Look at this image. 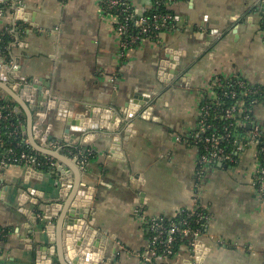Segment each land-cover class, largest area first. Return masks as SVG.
Returning <instances> with one entry per match:
<instances>
[{"label": "crops", "instance_id": "1", "mask_svg": "<svg viewBox=\"0 0 264 264\" xmlns=\"http://www.w3.org/2000/svg\"><path fill=\"white\" fill-rule=\"evenodd\" d=\"M125 1L138 16L162 4L173 13L174 25L158 41L125 49L107 0L0 1V33L17 26L9 61L0 59V68L12 61L23 78L49 84L56 108L45 116L32 112L33 136L64 158L52 157L54 172L0 168V264H36L40 248L52 264H60L59 169L66 180L77 178L86 185L82 190L92 192L86 210L102 234L105 264H145L139 254L149 245L146 222L197 207L210 216L201 238L204 264H264V195L254 182L253 150H242L236 166L202 167L192 142L215 78L264 87V0ZM12 70L10 65L6 85L14 84ZM138 94L150 96L149 102L119 131H92L76 147L64 139L69 114L87 116L101 107L120 116ZM7 96L2 90L0 99ZM9 102L31 146L26 110ZM253 114L264 130V105ZM79 147L94 152L84 167L68 151ZM193 252L184 242L173 258L155 264H194Z\"/></svg>", "mask_w": 264, "mask_h": 264}, {"label": "built area", "instance_id": "2", "mask_svg": "<svg viewBox=\"0 0 264 264\" xmlns=\"http://www.w3.org/2000/svg\"><path fill=\"white\" fill-rule=\"evenodd\" d=\"M106 9L117 18L116 30L122 38V46L127 49L140 44L143 40L158 41L159 34L169 30L174 21L170 14L154 9L150 16H138L125 0H107ZM17 26L8 29L15 33ZM11 46H7L8 50ZM0 49V59H6ZM13 70L18 66L9 62ZM1 72V71H0ZM239 95L252 98L250 107L264 105V87L252 86L241 78H215L212 81L211 97L202 105L197 130L193 134L192 142L200 149V164L202 167L221 163L235 162L233 153L227 148L237 150H253L257 162L254 182L258 191L264 195V130L255 118L249 114L250 109L233 104L220 109L222 100H235ZM9 111V113H8ZM14 112L10 106L0 103V147L6 144V138L13 139L20 136V125L11 123ZM217 120L225 121L218 125ZM25 145H30L27 140ZM19 146V144H18ZM33 149V148H32ZM202 149V150H201ZM36 150L17 153L14 148L1 154L0 168L9 166H25L36 170L48 166L50 172L57 167L56 161ZM70 155L78 160L80 166H85L94 152L92 149L68 150ZM78 151V152H76ZM260 156V159L258 158ZM138 213V212H137ZM185 214L178 222H165V217H155L146 222L149 245L146 251L139 254L145 264H155L159 259L169 260L175 254V247L179 241L187 240L195 251L197 242L205 234L210 222V216L202 207L192 210H182L173 218ZM203 226V229L201 227Z\"/></svg>", "mask_w": 264, "mask_h": 264}, {"label": "water", "instance_id": "3", "mask_svg": "<svg viewBox=\"0 0 264 264\" xmlns=\"http://www.w3.org/2000/svg\"><path fill=\"white\" fill-rule=\"evenodd\" d=\"M6 1V0H0ZM264 11V8H263ZM169 61H176V58H172ZM10 65L6 64L1 66V76H0V98L2 96V90L8 93L7 97H4L5 101L9 102L13 99L16 103L26 110L27 114V127L25 128V134L30 137L31 146L38 152L48 155L59 160H63V153H58L55 150L47 148L46 145H41L36 142L33 136V122L34 117L32 112L40 111V115L45 116L46 110H53L56 108V101L51 98L50 94L47 92L49 84L43 79H31L23 78L19 70H12L14 84L6 85L8 78L6 72L9 70ZM164 74L160 73V76ZM144 94H138L134 96L131 100V105L125 106V111L120 110V116L115 112V110L105 109V108H93L89 110L87 116L81 115L80 117L67 118L65 120L68 122L65 129V140L67 143L76 147L80 141L81 136L88 137L91 135L92 131H104L116 132L119 131L121 124L131 121L137 113L141 112V109L149 102L150 96H143ZM59 110L60 107H58ZM19 112V108L15 109ZM68 115V114H67ZM44 116H41L43 120ZM140 117L142 119L147 118L146 112H143ZM74 119V120H72ZM113 120V122H112ZM71 132L80 134L78 140L74 136H70ZM70 138V139H69ZM114 142L118 143L119 138H114ZM116 149V146L113 150ZM65 154V153H64ZM75 164H78V160L74 159ZM218 166H225L224 163H217ZM61 173L60 180V201H63L61 212L58 215L57 222V235H56V251L59 256L60 264H105L104 254L100 250L102 244V234L95 230L90 222L92 218L87 212V207L89 206V201L92 200L91 191L87 193L82 190L86 185L80 182L77 178L75 183L66 180L65 173L62 169H59ZM65 178V179H64ZM54 208V207H53ZM56 216V215H54ZM65 216V217H63ZM206 247L202 242H197L195 246V251L193 255L195 257L194 264H204V256L207 254L205 252ZM44 248H40L37 252L36 264H52V260H48L47 253H45ZM73 257L72 261L69 259ZM65 261V262H64ZM188 264H193L192 262H187Z\"/></svg>", "mask_w": 264, "mask_h": 264}, {"label": "trees", "instance_id": "4", "mask_svg": "<svg viewBox=\"0 0 264 264\" xmlns=\"http://www.w3.org/2000/svg\"><path fill=\"white\" fill-rule=\"evenodd\" d=\"M4 9L10 7L9 4L8 6H3ZM155 8L159 9L158 11L159 12H162V13H165V14H170L173 16V13L170 12L168 9H166V7L162 4H159V5H155ZM2 9L3 11H6ZM133 10V9H132ZM153 10H151L150 12H148L147 14H145L146 16H150L153 14ZM174 17V16H173ZM175 20V18H174ZM174 25V21L172 23V26ZM171 26V27H172ZM262 28H264V15H263V18H262ZM14 42V38L13 36L9 33V32H6V31H2L0 33V49L2 50V52H4V54L6 55V60L7 62L9 61V49L6 50L7 46H9L10 43H13ZM252 101V98L250 97H246V96H243V95H239L235 100H222L223 102V106L220 108H227V107H230L231 105L233 104H238L239 107L241 106L242 108H249L250 109V112L249 114H246V115H251L254 117V109H255V106L254 107H250L249 106V103ZM206 102H208V99L207 100H204L203 104H205ZM0 103H5V104H8L10 106V109L13 111V107H14V104L11 103V102H7L3 99H0ZM9 113V111H8ZM255 118V117H254ZM11 123H14L15 125H20V131L22 132V125L20 124V121L18 120V118L14 115L13 118H11ZM225 121H220V120H217L215 123L218 124V125H221L223 124ZM24 140H26V138L23 136V134L21 133L20 136H16L15 138L13 139H10V138H6V144L2 147H0V159H1V154L6 152L9 147H12L14 148V150L17 152V153H20L22 151H27V152H31L33 149L30 145H25V143L23 142ZM19 144V146H18ZM86 147H79L77 148V150H85ZM90 149V148H88ZM228 151H231L233 153V158L235 159V162H228L226 163L227 166H236L238 163V159H239V155L241 154L242 150H237V148H227ZM202 150V149H201ZM36 152V151H35ZM78 152V151H76ZM91 158V157H90ZM258 158L260 159V156H258ZM55 161V160H54ZM42 171H46V172H50V168L48 166H45L43 168H41ZM185 216V214H181L179 215L178 218H165V222L166 223H169L171 221H179L181 218H183ZM201 229H203V226L201 227ZM2 238V236L0 235V239ZM184 242H188V239L187 240H182V241H179L178 244H176V247H175V254L172 256V258L177 254V252L179 251L181 245L184 243Z\"/></svg>", "mask_w": 264, "mask_h": 264}]
</instances>
